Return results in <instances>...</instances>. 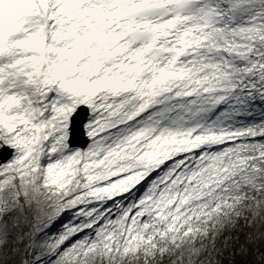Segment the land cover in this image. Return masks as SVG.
<instances>
[{
  "label": "snow or ice",
  "instance_id": "1",
  "mask_svg": "<svg viewBox=\"0 0 264 264\" xmlns=\"http://www.w3.org/2000/svg\"><path fill=\"white\" fill-rule=\"evenodd\" d=\"M253 262L264 0H0V264Z\"/></svg>",
  "mask_w": 264,
  "mask_h": 264
},
{
  "label": "rangeland",
  "instance_id": "2",
  "mask_svg": "<svg viewBox=\"0 0 264 264\" xmlns=\"http://www.w3.org/2000/svg\"><path fill=\"white\" fill-rule=\"evenodd\" d=\"M238 259H240V258H238ZM250 259V258H249ZM253 264H255V262H253Z\"/></svg>",
  "mask_w": 264,
  "mask_h": 264
}]
</instances>
